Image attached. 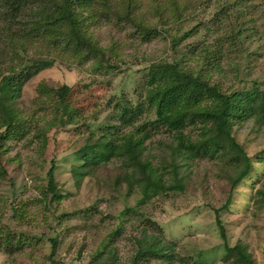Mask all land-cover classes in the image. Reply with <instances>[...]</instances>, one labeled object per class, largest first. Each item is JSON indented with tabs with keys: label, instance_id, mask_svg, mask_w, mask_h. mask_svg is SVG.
Segmentation results:
<instances>
[{
	"label": "rangeland",
	"instance_id": "obj_1",
	"mask_svg": "<svg viewBox=\"0 0 264 264\" xmlns=\"http://www.w3.org/2000/svg\"><path fill=\"white\" fill-rule=\"evenodd\" d=\"M177 3L183 14H178L182 17L175 14V20L172 11L165 6L163 11L171 20L160 23L159 13L154 10L156 0H141L134 11L136 22H117L112 18L91 24V31L103 47L108 49L115 45L110 57L115 67L95 71L90 58L80 62L73 52H61V47L47 46L44 42L38 51L32 45L29 47L28 55L33 58L55 59L51 67L41 70L24 85L17 100L19 108L30 111L28 113L36 112L37 123L46 127V135L42 140L34 138L31 143L28 138H32L34 129L28 138L9 141L3 154L0 264H110L109 249L115 251L117 264H133L139 248L137 239L144 228L149 235L159 236L161 245L173 247L175 251L172 262L151 258L149 264H236L226 259L225 242L235 245L239 241L249 245L257 264H264V195L259 193L260 190L264 193V126L254 119L234 124L233 133L252 157L253 167L234 189L233 202L219 213L226 227V240L216 220L217 208L226 203L230 193L229 175L239 168L229 163L230 156L226 159L205 156L187 161L184 166L187 189L162 192L147 199L139 206L140 213L127 208V205H136L139 192H134L127 200L111 186L120 170L119 159L98 166L92 176L80 184L71 171L77 162L75 152L84 144L86 136L99 135L108 125L121 127L116 116L121 111V103L141 101L148 67L154 62L180 60L182 52L202 48L205 41L212 45L221 37L234 35V46H230L228 39L222 41V69L211 71L210 80L223 92L240 86L247 88L254 78L264 83V0H177ZM39 11L33 7L27 13ZM143 23L169 31L142 40L138 24ZM192 27L180 46L173 48L170 34L181 35ZM4 41L5 37L0 38V51L5 50L2 49ZM7 55L9 61L10 53ZM7 55L0 57L7 58ZM186 58L190 69L195 71L204 64L191 52H187ZM42 82L55 87L65 83L72 86L70 104L82 110L88 127L71 132L62 129L60 122L59 128L48 126L52 116L48 104L52 106L57 102L45 96L43 104L42 99L35 104L36 89ZM155 117V108L149 107L141 121ZM201 125L188 124L184 131L197 139ZM122 129L121 134L134 127L123 126ZM54 137L59 139L58 144L53 143ZM172 137L163 129L147 140L156 164L166 147L163 143ZM53 163L58 193H69L54 203L49 202L51 194L46 197L42 194L47 171ZM125 211L127 213L120 216ZM63 212L69 214L61 220ZM116 226H120L119 231L114 230ZM55 238L59 239L57 246H54ZM12 240L11 247L9 241ZM103 241L106 246H102Z\"/></svg>",
	"mask_w": 264,
	"mask_h": 264
},
{
	"label": "trees",
	"instance_id": "obj_2",
	"mask_svg": "<svg viewBox=\"0 0 264 264\" xmlns=\"http://www.w3.org/2000/svg\"><path fill=\"white\" fill-rule=\"evenodd\" d=\"M140 2L141 0H120V3H117V0H0V38L5 37L2 48L5 50L0 51V55L10 53L9 61L8 55L7 58L0 57V64H5L0 67L2 170L5 171L3 154L9 141L28 138L34 129L32 138H28L29 142L32 143L34 138L42 140L46 135V127L37 123L36 112L28 113L30 111L19 108L17 100L24 85L41 70L51 67L55 59L33 58L28 55L29 47L32 45L38 51L43 42L47 46L61 47V52H73L72 55L80 62L90 58L95 71L115 67L117 65L111 63L110 59L115 45L108 49L103 47L91 31V24L112 18L117 22H136L134 11ZM165 6L172 11L173 20L176 18L175 14H183L177 0H156L154 10L159 13L160 23L171 20L163 11ZM33 7L40 11L27 13V10ZM138 25L142 40H149L155 35L169 31L155 29L156 26L148 27L146 23ZM192 29L193 27L189 31L186 29L177 36H172L171 33L172 47L180 46L183 38ZM225 39L230 40V46L235 45V36L227 35L219 38L216 44L211 45L205 41L202 48L195 47L182 52L180 60L158 61L149 65L141 101L136 104L130 101L122 102L121 111L116 114L121 127L108 125L99 135L90 133L86 136L84 144L75 152L77 162L72 165L71 171L76 183L80 184L86 177L92 176L98 166L117 158L120 160V170L111 186L114 190L122 192L127 200L134 192H139L136 205H127V208H133L134 212L140 213L139 206L147 199H152L162 192L187 189V174L184 169L187 161L205 156L210 159H226L230 156L229 163L238 165L239 168L229 175L230 193L226 203L217 208L216 220L226 240V227L219 213L233 202L234 189L249 175L253 167L252 157L233 133L234 124L254 119L258 125L264 126V83L254 78L251 86L247 88L240 86L230 92H223L217 83L210 80L211 71L222 69V41ZM187 52L196 54L203 60L204 64L197 71L190 69ZM71 89L72 86L66 83L57 87L46 82L38 85L35 104L40 99L43 104L45 96L57 102H53L52 106L48 104L49 110L52 111L48 126L59 128L60 122L62 129L71 132L80 131L83 126L88 127L82 110L70 104ZM149 107L155 108L156 117L141 121L143 113ZM67 119L70 120L69 123L66 122ZM199 123L202 124L199 126L201 134L197 139L185 133L184 129L188 124L197 126ZM123 126H133L134 129L121 134ZM163 129L169 131L173 137L163 143L166 147L163 148L161 158L156 164L153 160L155 155L146 142ZM52 141L58 144L59 139L54 137ZM56 181V167L53 163L47 171L46 187L42 190L45 197L51 194L49 202L53 203L69 194H59L55 187ZM259 193L264 195L262 190ZM126 213L127 211L120 216ZM68 214L63 212L61 220ZM114 230L119 231L120 226H116ZM148 232V229L144 228L141 237L137 239L139 248L132 263L149 264L151 258H161L165 263L172 262L175 253L173 247H164L159 236L149 235ZM58 240L53 239L54 246H57ZM13 245V240L9 241V246ZM104 245L106 246L105 241L102 242V246ZM225 248L226 259L232 260L233 263L257 264L247 243L239 241L235 245H229L225 242ZM109 252L112 254L110 264H117L115 251L109 249Z\"/></svg>",
	"mask_w": 264,
	"mask_h": 264
}]
</instances>
